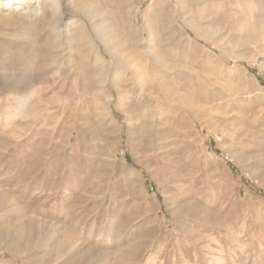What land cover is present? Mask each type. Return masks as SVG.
I'll list each match as a JSON object with an SVG mask.
<instances>
[{"label":"rangeland","instance_id":"obj_1","mask_svg":"<svg viewBox=\"0 0 264 264\" xmlns=\"http://www.w3.org/2000/svg\"><path fill=\"white\" fill-rule=\"evenodd\" d=\"M0 264H264V0H0Z\"/></svg>","mask_w":264,"mask_h":264},{"label":"bare ground","instance_id":"obj_2","mask_svg":"<svg viewBox=\"0 0 264 264\" xmlns=\"http://www.w3.org/2000/svg\"><path fill=\"white\" fill-rule=\"evenodd\" d=\"M197 34V33H196ZM173 40V41H172ZM171 41H172V43H175L174 41H176L175 39H173V38H171ZM173 45H175V44H173ZM178 45V44H177ZM185 45H188V44H186L185 43ZM183 48V47H182ZM194 56V55H193ZM195 57V56H194ZM193 62H194V60H193ZM204 62V61H203ZM184 98H186V97H184ZM170 152H171V150H170ZM173 152V151H172ZM170 161V160H169Z\"/></svg>","mask_w":264,"mask_h":264}]
</instances>
